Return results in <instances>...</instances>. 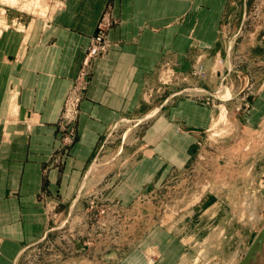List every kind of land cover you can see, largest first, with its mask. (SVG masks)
Instances as JSON below:
<instances>
[{
  "label": "crops",
  "instance_id": "0c3cea01",
  "mask_svg": "<svg viewBox=\"0 0 264 264\" xmlns=\"http://www.w3.org/2000/svg\"><path fill=\"white\" fill-rule=\"evenodd\" d=\"M106 1L64 0L46 27L5 29L0 36V264H25L27 249L46 234L49 209L82 202L76 197L88 185V168L115 123L143 122L151 117L146 114L158 111L132 151L121 146L116 153V161L122 160L118 166L124 167L113 172L133 191L143 190L145 176L184 166L188 144H183L181 127L208 122V109L182 101L180 92L184 80L213 77L189 74L183 79L182 66L186 63L192 73L201 62L209 71L222 51L229 54L225 36L239 20L235 0H110L111 13L125 16L124 26L120 22L106 31L109 47L92 59L77 137L67 153L56 151L57 119ZM187 12L189 20L175 22ZM261 17L264 24V7ZM162 64L173 66L169 76ZM154 89L163 95L158 104L148 100ZM160 124L168 126L161 130ZM121 193L117 207L144 203ZM136 234L99 233L89 245L79 239L68 247L53 242L35 264H183L198 255L196 248L183 252L176 233H169L173 243L157 248L149 232ZM135 238L141 245L135 246Z\"/></svg>",
  "mask_w": 264,
  "mask_h": 264
},
{
  "label": "rangeland",
  "instance_id": "374dc122",
  "mask_svg": "<svg viewBox=\"0 0 264 264\" xmlns=\"http://www.w3.org/2000/svg\"><path fill=\"white\" fill-rule=\"evenodd\" d=\"M235 3L240 8L235 17L239 16L238 27L225 36L227 45L231 44L229 54L222 51L209 71L201 62L193 66L192 73L186 71V63L182 66L183 79L189 74L200 79L213 77L193 83L184 80L180 92L182 101L208 109V122L203 127H181L183 144H188L185 165L148 179L145 176L143 190L138 186L129 191L123 177L113 172L124 167L118 166L122 160L116 161V153L121 146L130 153L158 111L155 108L146 114L144 118L151 117L143 122L128 118L115 123L108 142L88 168V185L76 197L82 202L49 209L46 234L27 249L23 263L35 264L43 259L53 242L68 247L69 241L79 239L89 245L96 234L125 231L137 233L136 238L149 232L154 248L173 243L169 233H176L183 252L197 249L196 259L183 264H233L240 258L264 224V0ZM64 5V0H0V36L5 29L25 30L40 24L46 27ZM110 5L107 0L92 34L98 22L104 32L120 22L124 26L125 16L111 13ZM178 18L175 22L184 24L188 12ZM190 36L187 32L188 39ZM217 60L221 69H217ZM158 66H164L165 75L173 72L172 65ZM215 73H219L218 79ZM162 99L156 89L148 97L154 104ZM163 119L165 116H161ZM161 126L162 130L168 125ZM75 139L65 144V151L59 148L57 138L56 151L67 153ZM120 191H124L122 198L144 201L143 205L117 207ZM254 211L261 215L257 222L248 216ZM163 234L169 240L163 239ZM136 238L132 242L141 245Z\"/></svg>",
  "mask_w": 264,
  "mask_h": 264
},
{
  "label": "built area",
  "instance_id": "2783aa9c",
  "mask_svg": "<svg viewBox=\"0 0 264 264\" xmlns=\"http://www.w3.org/2000/svg\"><path fill=\"white\" fill-rule=\"evenodd\" d=\"M108 47L106 32H104L102 23L98 22L97 30L90 36L78 70L71 79L69 89L63 101L61 114L57 121L58 139H60L59 148L62 149L63 147L65 151L67 150L65 144L69 145L76 137L75 119L88 85L92 59L105 53Z\"/></svg>",
  "mask_w": 264,
  "mask_h": 264
},
{
  "label": "water",
  "instance_id": "95a60500",
  "mask_svg": "<svg viewBox=\"0 0 264 264\" xmlns=\"http://www.w3.org/2000/svg\"><path fill=\"white\" fill-rule=\"evenodd\" d=\"M72 207V206H70ZM264 257V225L252 241L244 256L236 264H260ZM262 264V263H261Z\"/></svg>",
  "mask_w": 264,
  "mask_h": 264
},
{
  "label": "bare ground",
  "instance_id": "6f19581e",
  "mask_svg": "<svg viewBox=\"0 0 264 264\" xmlns=\"http://www.w3.org/2000/svg\"><path fill=\"white\" fill-rule=\"evenodd\" d=\"M218 62H217V69H221V65H220V63H221V61L220 60H217ZM219 71H221V70H219ZM91 166H92V164L89 166V170H90V168H91ZM248 200V199H247ZM247 203V202H246ZM250 208V207H249ZM248 209V208H247ZM250 210V209H249ZM248 212V211H247ZM249 217L250 216H253V217H251L252 218V220H255V222H257V221H259L260 219H261V215L259 216L257 213H256V211H254V212H251V213H249V215H248ZM264 225V224H263ZM263 225L261 226V228L263 227ZM258 234V233H257ZM256 234V235H257ZM256 235L253 237V239H252V241L255 239V237H256ZM252 241H251V243H252ZM250 243V244H251ZM250 246V245H249ZM249 246H247L246 248H245V250L243 251V254L240 256V258L237 260V261H235L233 264H236L243 256H244V254H245V252L247 251V249H248V247ZM230 264H232V263H230Z\"/></svg>",
  "mask_w": 264,
  "mask_h": 264
}]
</instances>
